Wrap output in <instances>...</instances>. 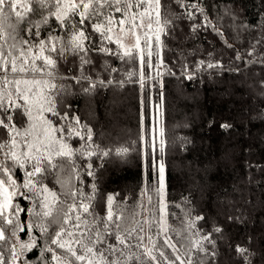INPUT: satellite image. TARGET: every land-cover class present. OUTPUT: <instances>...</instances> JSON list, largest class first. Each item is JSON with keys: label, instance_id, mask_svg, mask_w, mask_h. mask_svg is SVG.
Here are the masks:
<instances>
[{"label": "trees", "instance_id": "16d2710c", "mask_svg": "<svg viewBox=\"0 0 264 264\" xmlns=\"http://www.w3.org/2000/svg\"><path fill=\"white\" fill-rule=\"evenodd\" d=\"M162 2L170 17L180 18L171 26H165L161 42L152 46V67L144 68L146 79L143 86L138 53L136 60L132 61L94 51L89 54L91 64L83 68L79 59L71 55L59 61L57 67L61 77H78L83 73L92 81H104L103 85L88 93L82 91L83 87H88V81L80 84L71 79L56 81L67 87V94L58 99V110L62 114L70 105V115L78 116L82 125L92 129V141L77 136L67 140L74 150L87 143V150L95 153L88 158H75L76 165L91 163L94 176L80 172L79 178L72 175L71 182L85 194H90L91 185L96 184L95 211L100 215L106 211V196L114 195L113 210L125 217L127 227L137 221L144 222L141 235L146 236L149 228L145 221H150L154 225L150 231L153 240L162 245L167 235L177 247L184 245L180 248L182 256L191 242L199 239V235L193 233H213L215 258L193 250L194 264H201V261L203 264H222L223 257L245 264L235 251L237 244L249 250L251 264H264V120H256L248 114L252 108L264 113V100H252L247 92L246 78L253 76L255 88L264 91V0H183L189 6L198 3L201 9L191 19L187 16L191 7L185 9L177 0ZM113 15L120 19L119 14L113 12ZM33 18L39 19V16ZM50 23L54 28V19ZM25 29L22 24L21 30ZM43 35L46 37L48 32L44 31ZM95 39L99 47L100 35L96 34ZM106 46L114 53L124 51L113 39ZM144 50L146 53L148 47ZM130 72L134 75L129 76ZM175 85L183 86L185 91H194L192 101L183 99L176 92ZM113 92L128 96L133 106V129L119 137L101 132V124L105 123L103 117L93 119L83 109L84 98H97V111ZM171 98L176 102L173 109ZM155 106H158V112ZM46 115L59 127L56 117L50 113ZM183 115L192 119V126H174ZM222 124L230 127L222 128ZM76 127L82 136H87L86 129ZM144 129L148 133L147 143L142 139ZM193 142L195 145L191 148ZM120 149L127 151L118 155ZM105 152H111V155H103ZM178 155L182 157L176 158ZM173 159L183 166L182 172L174 171ZM129 160L133 162L132 167L126 164L116 166ZM153 160L161 162L165 170L164 200L168 205L165 223L170 229L166 234L160 232L159 217L154 211L157 184L150 166ZM14 172V179L23 183L24 170ZM187 180L202 188L204 198L200 202L197 192L185 184ZM46 183L61 200L65 199L66 186L62 187L51 178ZM213 186L224 195L234 192L235 198L237 194L239 202L235 199L233 209L244 210V219L239 212L228 221L217 216L209 201ZM13 202L25 210L19 214L20 222H32L33 217L27 210L39 211L34 202L20 197H14ZM196 217L203 219L196 220ZM190 221L195 222L194 227H189ZM216 227L222 232H213ZM226 231L233 235L228 244L222 239ZM17 235L21 242L29 241L27 231ZM31 235L38 238L36 246L23 252L13 264H46L50 260L51 254L41 251L48 244L47 238H40L38 229ZM206 246L213 251L210 244ZM0 247L11 260L8 251L11 243L0 242ZM131 251L137 250L133 248ZM166 252L171 255L170 248Z\"/></svg>", "mask_w": 264, "mask_h": 264}, {"label": "snow or ice", "instance_id": "6c2138e0", "mask_svg": "<svg viewBox=\"0 0 264 264\" xmlns=\"http://www.w3.org/2000/svg\"><path fill=\"white\" fill-rule=\"evenodd\" d=\"M177 2L185 9L191 7L192 11L187 12L189 19L196 11H201L198 3L189 6L183 0ZM113 12L119 14L120 19L117 20ZM153 14L160 26L159 32H164L165 26H171L175 19L180 18L170 17L162 0H0V242L11 243L8 249L11 260L0 247V264H13L23 252L35 247L38 238L31 234L37 229L40 238L48 240L41 250L51 254L46 264H194L193 250L215 258L213 233H193L199 235V239L193 240L182 256L180 248L184 245L177 247L167 235L162 245L153 240L150 231L154 225L150 221H145L149 228L146 236L141 235L144 222L137 221L132 227H127L125 217L113 210L114 195L106 196V211L100 215L95 211L96 184L91 185L90 194H85L71 182L72 175L79 178L80 172L94 176L91 163L76 165L75 158H88L95 153L87 150V143L74 150L67 140L77 136L92 141V129L82 125L78 116L70 115V105L61 114L57 108L58 99L67 94V87L56 81L71 79L78 84L88 81V87L82 88L85 93L103 85L104 81H92L83 73L78 77H61L58 63L71 55L79 59L83 68L91 64L89 54L94 51L135 61L139 50L143 86L146 79L144 68L152 67L153 52L151 44L146 53L141 48L136 30L144 26L145 18L151 20ZM36 16L39 19L33 18ZM53 19L54 28L50 23ZM22 24L26 26L23 31ZM117 25L121 32L128 31L136 39L132 48L126 47L119 39L116 41L124 49L122 54L114 53L106 46L112 42L110 33ZM147 27L151 29L152 24ZM44 31L48 32L46 37ZM96 34L100 35L99 47ZM156 39L159 40V35ZM208 66L213 67L211 64ZM49 113L57 118L59 127L47 118ZM76 126L86 129L87 136H82ZM221 127L230 125L222 124ZM147 134V129H144L142 139L145 143ZM126 151L120 149L117 154ZM103 155H111V152ZM150 166L158 185L157 224L160 232L166 234L170 229L165 223L168 208L163 198L165 170L163 164L156 160ZM16 169L24 170L23 183L14 179ZM49 178L67 187L68 191L63 193L64 200L48 187L46 181ZM14 197L34 202L39 211L34 208L27 210L33 217L32 222H20L19 214L25 210L13 202ZM194 224L190 221L189 227H194ZM24 231L29 233L28 242H21L17 235ZM213 232L220 233L222 229L216 227ZM133 240L136 242L132 243ZM206 244H210L213 251L210 252ZM133 248L137 251H131ZM169 248L171 255L166 252ZM235 251L245 264H251V254L246 247L237 244Z\"/></svg>", "mask_w": 264, "mask_h": 264}, {"label": "rangeland", "instance_id": "374dc122", "mask_svg": "<svg viewBox=\"0 0 264 264\" xmlns=\"http://www.w3.org/2000/svg\"><path fill=\"white\" fill-rule=\"evenodd\" d=\"M130 23L131 21L129 22V24ZM136 23L137 24L140 23L139 19H137ZM149 23L152 24L151 29L147 27ZM143 24L144 26L142 28H138L136 30V35H138L140 38L141 48L144 49L145 47H148L149 44H151V46L153 45L157 46V44L161 42L162 32L158 31L160 26L156 24L154 14L151 20H149L148 18H145L143 21ZM110 35H112V38L115 41H117L118 39L121 40L126 47L132 48L136 44L135 36H133L128 31L121 32L119 25L113 28V31L110 33ZM157 35H159V40L156 39ZM143 45H145V47ZM137 53L139 55V50H137ZM255 73L259 74L258 71H255ZM246 78H247V87H248L247 92H248V95L251 96L252 100H261V99L264 100V91L259 92L254 86L255 78L253 76L252 77L248 76ZM175 90L176 92L182 95L183 99L189 102L192 101L191 97L194 91L193 92L185 91L183 86L180 87L178 85H175ZM121 95L122 94L116 93V92L109 94L108 97L106 98L107 100L105 101V103H103V107L101 108L99 107L97 111L95 110V106L97 103H99V100L93 97L84 98L85 106L83 107V109L86 112V114L92 117L93 119H97L101 115L103 119L105 120V123H103L104 126L103 124H101L102 127H100V131L107 133V134H112L113 137H119V136H122L124 133H130L133 129L132 127L133 106L131 104V100L130 98H128V96H123V95L121 96ZM174 107H176V102L173 98H171V108L173 109ZM154 108L156 109V112H158V106H155ZM248 114L249 116L255 118L256 120H264V113L258 112L256 108L249 109ZM189 118L190 117L186 115L180 116L178 121L174 123V126L176 124L192 126L193 125V122L191 121L192 119H189ZM187 120H190V121L187 122ZM195 122L198 123V120ZM194 145H195V142H193V144L191 145V148H193ZM177 157H182V156L178 155L176 156V158ZM171 162H172V167L174 171L178 173L183 171V166L180 164V162H177V160L175 159H173ZM124 164H126V166L132 167L133 162L129 160L126 163L118 164L116 166L121 167V166H124ZM185 184L189 186L192 190L197 192L198 202H200V200L204 198L202 188L199 185L193 183L190 180H187ZM157 187H156V191L154 195V203H155L154 211L156 213V216L159 217L158 215L159 196L157 194ZM233 193L231 194L229 192L226 195H224L215 186L211 188L210 193H209L211 197L209 201H210L213 211L217 213L218 217L225 218L227 221L229 220L228 217L230 216L236 217V213L238 212H239L238 214L240 215L241 219L245 218L243 215L244 210H238L237 208H235V210L233 209V206L236 204V200L239 202L237 194L235 193L234 195L235 198H234ZM245 196L247 197V194ZM163 198H164V193H163ZM199 204L203 206L201 203ZM145 215H146V212H145ZM232 236L233 235L231 232L226 231L222 239L226 244H228V241ZM221 262L222 264H237L235 260L232 259L231 257H226V258L223 257Z\"/></svg>", "mask_w": 264, "mask_h": 264}]
</instances>
